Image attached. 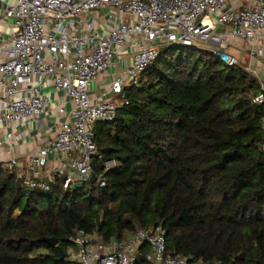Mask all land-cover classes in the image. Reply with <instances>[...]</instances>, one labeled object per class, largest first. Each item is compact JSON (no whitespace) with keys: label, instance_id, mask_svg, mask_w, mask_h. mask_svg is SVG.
Listing matches in <instances>:
<instances>
[{"label":"trees","instance_id":"1","mask_svg":"<svg viewBox=\"0 0 264 264\" xmlns=\"http://www.w3.org/2000/svg\"><path fill=\"white\" fill-rule=\"evenodd\" d=\"M245 64L160 45L113 121H96L106 185L26 192L0 166V264H63L76 229L122 238L161 222L167 249L200 264H264V101ZM89 193V194H88ZM54 237L57 244L43 239ZM45 252H40V250Z\"/></svg>","mask_w":264,"mask_h":264},{"label":"built area","instance_id":"2","mask_svg":"<svg viewBox=\"0 0 264 264\" xmlns=\"http://www.w3.org/2000/svg\"><path fill=\"white\" fill-rule=\"evenodd\" d=\"M233 0H9L2 17L9 20L8 36L0 43V128L6 140L16 124H43L49 87L64 94L56 105L65 119L54 135L30 156L26 168L18 159L0 163L21 178L29 189L47 191L55 178L64 189L76 182L94 188L106 185L104 172L115 169L114 158L105 159L102 172H93L92 159L100 156L93 140L96 121L111 122L127 104L126 87L137 85L158 54L160 45L202 46L228 65L240 63L229 49L246 42L249 60H264V0L236 5ZM107 18L111 24H102ZM104 26V27H103ZM130 57L112 73L105 92L95 96L90 86L110 68ZM245 69L257 76L256 70ZM264 101V85L253 96ZM1 144V141H0ZM264 150L263 139L258 143ZM58 163L42 174L46 156ZM72 171L75 174H72ZM89 194V193H88ZM70 251L63 264H135L138 253L148 264H200L167 249L161 222L140 227L122 238L104 241L98 232L82 228L68 237Z\"/></svg>","mask_w":264,"mask_h":264},{"label":"crops","instance_id":"3","mask_svg":"<svg viewBox=\"0 0 264 264\" xmlns=\"http://www.w3.org/2000/svg\"><path fill=\"white\" fill-rule=\"evenodd\" d=\"M251 0H233L236 5L247 4ZM9 2V0H0V43L8 36V24L9 20L2 17L3 3ZM102 24H111L107 18H104ZM104 27V26H103ZM245 43V45H243ZM249 45L243 41H237L230 52L237 55L240 58V63L250 64L257 72V78L264 85V60L259 61L257 59L249 60L246 53ZM130 57L125 62L117 64V67L110 68L106 72L102 73L98 80L93 82L90 86L89 93L91 96H95L100 92H105V89L109 87L112 80V73L120 70L125 64H128ZM49 95V105L47 106L48 113L42 114L43 124L40 128H37L31 122H25L24 124H16L12 129V137L8 140L4 137V132L0 128V163L6 162L11 159H18L24 168H26L30 156L37 153V149L42 147L53 135L58 122L63 121L66 117L64 114H59L56 110V105L60 102L64 103V94L62 91L54 90L49 87L47 89ZM64 108H69L68 103H64ZM58 163L57 156L48 154L46 156V164L42 167V174L47 175L49 168ZM72 174H75L72 171Z\"/></svg>","mask_w":264,"mask_h":264},{"label":"water","instance_id":"4","mask_svg":"<svg viewBox=\"0 0 264 264\" xmlns=\"http://www.w3.org/2000/svg\"><path fill=\"white\" fill-rule=\"evenodd\" d=\"M95 177H96V176H95V173H93V174L91 175V178H90V183H93V182H94ZM75 186H76V187H82L83 184H82V182H76V183H75ZM31 191H32V190L29 189V188L26 189V192H27V193H30ZM43 240H44L46 243H48L49 245H51V246H54V245L57 244V239L54 238V237H45ZM60 258H61V259L64 258V253H61V257H60Z\"/></svg>","mask_w":264,"mask_h":264},{"label":"rangeland","instance_id":"5","mask_svg":"<svg viewBox=\"0 0 264 264\" xmlns=\"http://www.w3.org/2000/svg\"><path fill=\"white\" fill-rule=\"evenodd\" d=\"M243 45H245V43L243 44ZM232 51V49H229V51ZM88 184H85V187L86 188H88ZM70 249H71V247H70V245L68 244L67 246H66V251H70ZM40 252H45L44 250H40ZM136 257H137V261L135 262V264H148L146 261H145V259H144V255H142V254H140V253H138L137 255H136Z\"/></svg>","mask_w":264,"mask_h":264}]
</instances>
